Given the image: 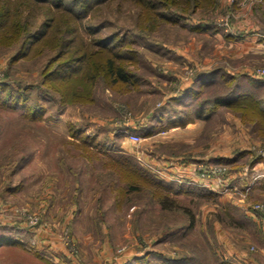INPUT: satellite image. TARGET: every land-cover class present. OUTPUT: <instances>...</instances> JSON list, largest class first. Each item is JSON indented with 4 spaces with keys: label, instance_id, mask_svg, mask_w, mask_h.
I'll list each match as a JSON object with an SVG mask.
<instances>
[{
    "label": "rangeland",
    "instance_id": "374dc122",
    "mask_svg": "<svg viewBox=\"0 0 264 264\" xmlns=\"http://www.w3.org/2000/svg\"><path fill=\"white\" fill-rule=\"evenodd\" d=\"M3 3V13L18 14L26 38L0 44V100L8 103H0V235L18 239L27 251L40 250L53 264H234L239 258L232 253L240 250L264 264V220L256 223L245 211V204H264V195L251 202V192L236 190L243 183L231 176L224 187L213 179L216 191L205 189L206 195H178L165 186L192 188L199 177L179 182V176L168 177L153 164L179 155L187 163L200 161L198 174L214 157L229 156L241 174L254 160L259 163L264 123L255 113V120L243 119L249 115L237 106L209 114L193 142L185 141L187 135L175 145L164 141L170 135L166 126L195 109L179 99L200 74L212 72L214 78L197 85L199 101L233 86L264 99L259 86L264 77L256 74L264 69L258 46L264 41V0H213L207 7L161 1L156 19L148 4L107 0L77 21L69 12L28 0ZM67 7L80 11L76 3ZM60 26L89 33L88 41L108 40L115 52L129 57L123 63L132 76L129 84L112 88L100 81L93 102L62 104L46 77L68 44L44 47L50 36L14 60L28 51L33 37L52 35ZM73 37L67 33V39ZM17 94L25 103L14 107ZM153 120L161 123L153 126ZM132 130L141 142L130 140ZM148 133L160 134L152 147ZM115 161L139 164L148 181L121 173ZM225 163L216 164L226 165L227 177L233 173ZM163 197L173 208H162ZM26 215H36L38 224L30 225ZM43 241L47 248L39 249Z\"/></svg>",
    "mask_w": 264,
    "mask_h": 264
},
{
    "label": "trees",
    "instance_id": "16d2710c",
    "mask_svg": "<svg viewBox=\"0 0 264 264\" xmlns=\"http://www.w3.org/2000/svg\"><path fill=\"white\" fill-rule=\"evenodd\" d=\"M32 2L34 5L44 4L49 7L50 11L53 9L56 10H64L72 14L70 19L72 21H77L79 17L84 13L88 14L93 9L99 7L100 4H103L107 0H28ZM138 4H142L144 6H150V10L148 12L151 13L153 17L156 19V14L154 9L161 3L159 2H169L170 4L176 6L180 3L185 2L184 5L191 7H207L211 4L213 0H134ZM4 0H0V44L3 46L11 45L15 41H20L21 39L26 38V32L24 28L18 27V14H13L11 10L8 13H3V7L5 4ZM69 3H76L80 6V11H75L67 7ZM148 4V5H147ZM167 4V3H166ZM181 5V4H180ZM51 6L53 8H51ZM17 28H19L17 30ZM52 31H47L44 33H40L39 36L33 37V41L31 45L28 46L26 50L28 51H20V53L15 57V61L20 58L27 57L31 52L34 51V47L39 46L46 38L50 37L49 42L47 41L44 45L48 47H54L58 43L62 45H67L69 49L66 54L58 56L56 59L52 60L49 68L52 67V73H48L46 84H50V88L57 90L61 94V103L62 104H73L76 102L87 101L93 102L95 99V86L100 81H105L109 87L115 88L120 85H128L131 80V73L127 70L126 66L123 64L125 60H129V57L123 56L121 52H115L114 49L110 46L107 41H101L100 39H95L88 41L86 35L89 33H84L81 31L75 30L74 33L72 29L68 26V29L63 30L60 26L58 29L51 35ZM71 33L73 37L72 40L67 39V33ZM67 40V41H66ZM99 40V41H96ZM26 41V39H25ZM74 41V42H73ZM212 72H207L198 75L193 81L191 87L187 91L184 92L186 96H191L190 102H188L187 106L193 105V108L186 118H178L177 120H173L171 125L166 126V129L172 127L186 126L189 122H192L196 117L199 118H208L212 112L217 111L221 107L230 108L237 106V108H243L245 117L246 114L249 116L243 119L253 120L254 113L256 116H259L260 121L264 123V99H254L251 98L250 95L245 94L241 90H237L235 92L234 87L232 91L225 93L223 95H216L210 99H202L199 101L200 91L197 89V85L201 82L206 83L209 82L211 78H214V75H211ZM212 76V77H211ZM209 80V81H207ZM253 80V78H252ZM194 83H196L195 86ZM263 81L259 82V86L263 85ZM82 86V87H81ZM201 86H204L201 84ZM237 86V84H236ZM1 88H4L0 86ZM13 106L16 104L23 105L25 100L22 95H16L13 99ZM2 105H7V100L4 98L0 100ZM191 107V106H190ZM33 110V108H29V110ZM190 110V109H189ZM34 111V110H33ZM33 113V112H32ZM35 114H33V117ZM161 116V115H159ZM256 118V117H255ZM258 119V118H256ZM162 120V119H161ZM161 120L157 121V123L153 120L152 125L161 123ZM255 120V119H254ZM157 126V125H156ZM164 128V127H163ZM264 129V128H263ZM262 129V130H263ZM125 130L128 131L126 128ZM131 130V129H130ZM133 131V130H132ZM264 131V130H263ZM138 133L137 131H133ZM152 135L148 133L147 136ZM90 146V145H88ZM89 148V147H88ZM104 151V150H103ZM106 151V149H105ZM112 158H116L112 156ZM119 158L122 159V156ZM221 160V159H220ZM235 160V159H234ZM234 160L222 159V162L226 163H234ZM258 160V159H257ZM254 160L252 165L257 163L258 161ZM220 161V162H221ZM117 165L118 171L121 173H127L128 171L134 179L140 178L144 181H148L146 176H143L142 172L139 171L140 165L137 163H119L115 161ZM219 163V162H217ZM142 170V169H141ZM144 170V169H143ZM146 171V170H144ZM148 172V171H146ZM149 173V172H148ZM153 173L150 172V175ZM154 175V174H153ZM151 178V176H150ZM163 183V182H162ZM167 182L165 181V185ZM164 185V186H165ZM168 192H174L175 194L180 193H188V194H196L206 195V193H210L205 191V189L199 187H186L181 186L179 188H175L174 186L167 184L165 186ZM169 194V193H168ZM212 194V193H211ZM167 196V195H165ZM161 206L164 209L173 208L172 205L166 204L164 197L160 200ZM3 245H20V241L18 239H13L7 235H0V246Z\"/></svg>",
    "mask_w": 264,
    "mask_h": 264
},
{
    "label": "crops",
    "instance_id": "0c3cea01",
    "mask_svg": "<svg viewBox=\"0 0 264 264\" xmlns=\"http://www.w3.org/2000/svg\"><path fill=\"white\" fill-rule=\"evenodd\" d=\"M258 46L263 49L262 52L264 53V41H262V44H258ZM262 58L264 59V56ZM244 71L247 72V74H249V72L251 73V70L247 69V67H246V69H244ZM211 75H213V73ZM207 81H209V80H207ZM263 82H264V79H263ZM263 87H264V83H263ZM182 94L183 95H182V97H180L181 99H179V103L183 106H185V105L187 106L188 102H190V96H186V95H184V93H182ZM211 117L210 116L208 118L196 117L192 122L188 123L185 127L169 128L167 131H170V133H169L170 135H169L168 139H166L164 141V144L175 145V144L179 143L180 140H182L181 138L184 135H187V137L184 138V139H186L185 140L186 142H193L194 138L195 139L199 138L198 136H200V134H201V131H202L201 127L204 126L203 120L210 119ZM192 127L195 129H190ZM132 133H135V132H132ZM159 135L160 134H157V135L153 134L149 138H146V139H148L150 147H152V144L154 142H156L157 140L160 139ZM151 150H153V148ZM178 156L179 155H174L175 158L182 159V161H180V162L178 161V163H172V161L169 162L170 159L174 158L172 155H169V156H166V157H168L167 158L168 160L166 162H164V163H153V164L158 165L159 167H162V169H165L168 172L167 173L168 177L179 176V179L183 178V179H185V181H190V180H193L194 178H196L197 172H196L195 166H196V164H200V161H196V163H187L183 157H178ZM225 158H227L228 160H234L233 157H229V156H226ZM219 159H224V157H221V158L214 157L213 162L214 163L220 162L221 160H219ZM197 162H199V163H197ZM234 162H235V160H234ZM214 163H210V164H214ZM225 164L230 165L232 168L233 174H230V176L232 177V181L233 182L237 181L240 178V173L237 172L239 167L237 165L235 167V165H233L235 163H225ZM232 166H234V167H232ZM263 193H264V181L261 184L254 186V188L252 189V191L249 195L250 196L249 199L251 200V202L254 203V202H256L257 199L263 197V195H264ZM246 205L247 204H245V211L249 215V217H251L252 221L257 223V221L260 218H262L264 220V217L261 213L253 210L251 205H247V206ZM45 244L46 243H44V241L41 242L39 245L40 246L39 249L41 248L42 245H44L47 248V245H45ZM234 253L239 258L238 259L239 261L237 263L235 262L234 264H262L258 261H255L252 258L245 257V254L241 250L238 253L233 251L232 254L234 255ZM17 255H22V256L18 257ZM41 255H42V253H40V250H39V252L38 251H35V252L27 251L21 245L20 246L19 245H3V246H0V264H53L51 261L47 260L46 258H44V256H41Z\"/></svg>",
    "mask_w": 264,
    "mask_h": 264
},
{
    "label": "built area",
    "instance_id": "2783aa9c",
    "mask_svg": "<svg viewBox=\"0 0 264 264\" xmlns=\"http://www.w3.org/2000/svg\"><path fill=\"white\" fill-rule=\"evenodd\" d=\"M256 74H258V76L264 77V69L256 72ZM129 138L134 143H139L143 139L142 136L137 133H130ZM258 157L259 163H255L254 165L244 168L240 174L239 180L243 183V188L239 189L236 187V190H242L248 194L252 191L254 186L259 185L264 181V148L258 149ZM198 170L199 172L197 177L199 178L194 186L202 189H211L216 191L212 186L213 179L220 181V186L224 187V184L227 182V178L230 176L229 173L227 174V177L224 176L228 172L226 165L221 166L216 163L206 166H199ZM179 182H181V180ZM184 182L188 184L194 183L192 180ZM252 208L253 210L264 215V204H256L252 206ZM26 218L30 225H37L39 222V219L36 215H26Z\"/></svg>",
    "mask_w": 264,
    "mask_h": 264
}]
</instances>
